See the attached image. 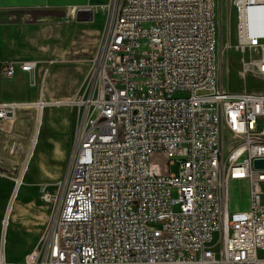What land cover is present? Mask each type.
<instances>
[{
	"label": "built area",
	"instance_id": "built-area-1",
	"mask_svg": "<svg viewBox=\"0 0 264 264\" xmlns=\"http://www.w3.org/2000/svg\"><path fill=\"white\" fill-rule=\"evenodd\" d=\"M105 10L93 67L70 100L71 157L45 196L50 225L22 262L1 254L0 264H264V93L220 84L217 0ZM231 12L236 48L264 75V0H232ZM1 71L12 79L17 64ZM25 105L1 102L0 121ZM232 182L247 185L248 208L232 207Z\"/></svg>",
	"mask_w": 264,
	"mask_h": 264
},
{
	"label": "rangeland",
	"instance_id": "rangeland-1",
	"mask_svg": "<svg viewBox=\"0 0 264 264\" xmlns=\"http://www.w3.org/2000/svg\"><path fill=\"white\" fill-rule=\"evenodd\" d=\"M232 0H217L220 72L219 82L231 92L264 93V75L252 64L248 53L236 48V19ZM48 102L42 112L35 104L22 106L11 121H0V222L14 203L8 222L5 254L9 263H20L43 238L53 216L45 196L56 192L71 157L78 108L69 102L57 105L53 92L46 91ZM176 92L175 98L188 97ZM56 104V105H55ZM40 119V122H39ZM37 141L33 145V138ZM179 172V166H172ZM246 184L231 183L232 207L248 205ZM179 191L172 189V198ZM179 205L174 210L179 211ZM1 226V223H0Z\"/></svg>",
	"mask_w": 264,
	"mask_h": 264
},
{
	"label": "crops",
	"instance_id": "crops-1",
	"mask_svg": "<svg viewBox=\"0 0 264 264\" xmlns=\"http://www.w3.org/2000/svg\"><path fill=\"white\" fill-rule=\"evenodd\" d=\"M110 2L0 0V103L35 104L42 112L44 106L51 105L46 102V91L60 99L57 105L73 99L93 67L106 25L105 8ZM79 11H83L80 19ZM8 61L17 64L12 79L2 76V63ZM27 61L36 62L34 71L19 69V63ZM37 134L38 131L35 137ZM4 218L0 222V255L7 261L5 244L9 225L4 230Z\"/></svg>",
	"mask_w": 264,
	"mask_h": 264
},
{
	"label": "bare ground",
	"instance_id": "bare-ground-1",
	"mask_svg": "<svg viewBox=\"0 0 264 264\" xmlns=\"http://www.w3.org/2000/svg\"><path fill=\"white\" fill-rule=\"evenodd\" d=\"M260 24V23H259ZM39 122H40V120H39ZM36 139H37V136L34 138V143H36ZM35 146V145H34ZM13 207H14V203H13V205L12 206H9L8 207V209H7V211H6V213H5V215H4V220H3V228H4V230L6 229V227L8 226V222H9V217H10V214H11V212H12V210H13Z\"/></svg>",
	"mask_w": 264,
	"mask_h": 264
},
{
	"label": "water",
	"instance_id": "water-1",
	"mask_svg": "<svg viewBox=\"0 0 264 264\" xmlns=\"http://www.w3.org/2000/svg\"><path fill=\"white\" fill-rule=\"evenodd\" d=\"M83 14V11H79L78 12V17H79V19L81 18V15ZM256 165L258 166V167H260V166H264V161H258L257 163H256Z\"/></svg>",
	"mask_w": 264,
	"mask_h": 264
}]
</instances>
